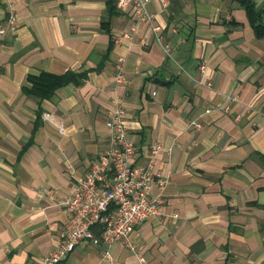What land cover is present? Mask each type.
Instances as JSON below:
<instances>
[{
  "label": "crops",
  "instance_id": "crops-1",
  "mask_svg": "<svg viewBox=\"0 0 264 264\" xmlns=\"http://www.w3.org/2000/svg\"><path fill=\"white\" fill-rule=\"evenodd\" d=\"M116 1L0 0V22L16 17L0 39V264L102 257L103 245L81 242L46 262L67 222L60 201L108 146L111 97L138 164L164 148L155 168L166 182L150 190L159 215L129 235L134 250L114 242L106 264H264V38L232 0H149L161 40ZM43 71L86 77L49 99L23 94Z\"/></svg>",
  "mask_w": 264,
  "mask_h": 264
},
{
  "label": "built area",
  "instance_id": "built-area-1",
  "mask_svg": "<svg viewBox=\"0 0 264 264\" xmlns=\"http://www.w3.org/2000/svg\"><path fill=\"white\" fill-rule=\"evenodd\" d=\"M148 2L117 0L116 8L120 11L131 8L136 19L146 21L151 31L161 40L162 29L154 23L155 14L147 10ZM160 2L163 7L168 5V0ZM15 24V15L9 13L0 22V39L14 29ZM120 37L130 38L131 34L125 32ZM160 46L164 55L169 56L170 45L161 43ZM120 61L115 74L116 83L123 80ZM200 69L203 71L204 65ZM216 108H207L205 112L209 113ZM125 115L120 99L111 97L105 122L110 131L108 146L91 163L83 177L70 185L69 194L60 201L67 214V222L56 249L47 257L46 262L58 263L79 243L88 242L105 247L96 264H106L111 259L108 248L114 242L120 241L128 249L134 250L135 244L130 241L129 235L141 222L159 215L161 198L152 196L150 190L152 187L161 188L166 182L160 170L155 168L156 157L164 148L154 144L146 162L138 164L137 148L127 139ZM43 118L50 120L48 114H44ZM189 125L200 127L195 121H189ZM57 129L63 134L64 127L61 124L57 125ZM140 260L143 261V258Z\"/></svg>",
  "mask_w": 264,
  "mask_h": 264
},
{
  "label": "trees",
  "instance_id": "trees-1",
  "mask_svg": "<svg viewBox=\"0 0 264 264\" xmlns=\"http://www.w3.org/2000/svg\"><path fill=\"white\" fill-rule=\"evenodd\" d=\"M240 5L246 14L249 25L251 26L255 37L264 38V12L256 7L253 0H232ZM114 10V5L110 4L109 13ZM108 32V28H105ZM86 77V73H77L67 71L63 74H52L48 72H41L39 75H30L26 78V85L21 87L23 94L28 96H34L39 101L49 99L54 92L61 86L67 83L79 84L82 79ZM40 118V112L37 111L36 121L34 128L38 125V119Z\"/></svg>",
  "mask_w": 264,
  "mask_h": 264
}]
</instances>
